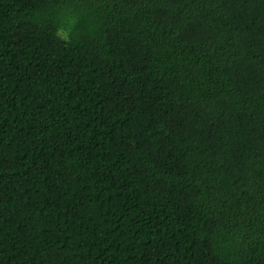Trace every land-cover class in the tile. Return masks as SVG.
Here are the masks:
<instances>
[{"label": "trees", "instance_id": "16d2710c", "mask_svg": "<svg viewBox=\"0 0 264 264\" xmlns=\"http://www.w3.org/2000/svg\"><path fill=\"white\" fill-rule=\"evenodd\" d=\"M0 264H264V0H0Z\"/></svg>", "mask_w": 264, "mask_h": 264}]
</instances>
